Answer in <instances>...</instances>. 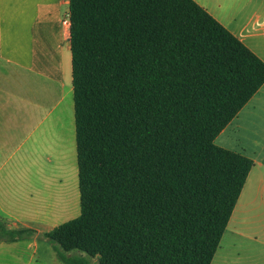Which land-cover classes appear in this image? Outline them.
Instances as JSON below:
<instances>
[{"label": "trees", "instance_id": "1", "mask_svg": "<svg viewBox=\"0 0 264 264\" xmlns=\"http://www.w3.org/2000/svg\"><path fill=\"white\" fill-rule=\"evenodd\" d=\"M69 17L81 212L44 237L64 264H212L255 165L215 139L264 62L194 0ZM35 234L0 218V242Z\"/></svg>", "mask_w": 264, "mask_h": 264}, {"label": "crops", "instance_id": "2", "mask_svg": "<svg viewBox=\"0 0 264 264\" xmlns=\"http://www.w3.org/2000/svg\"><path fill=\"white\" fill-rule=\"evenodd\" d=\"M194 1L264 62V0ZM69 6L70 0H0V218L11 229L36 231L28 239L0 242V264H57L53 255L38 251L39 241L48 242L44 234L59 224L56 211L62 217L78 205L77 167L58 183L46 172L68 149L77 155L70 26L64 24ZM54 122L67 131L69 143L58 151ZM215 144L255 164L227 230L232 223L264 224V85ZM58 192L65 197L60 210ZM232 234L264 245L256 233ZM232 247L236 251L220 252V245L212 264H247L241 243Z\"/></svg>", "mask_w": 264, "mask_h": 264}, {"label": "rangeland", "instance_id": "3", "mask_svg": "<svg viewBox=\"0 0 264 264\" xmlns=\"http://www.w3.org/2000/svg\"><path fill=\"white\" fill-rule=\"evenodd\" d=\"M69 104H70V100H69ZM54 124L55 125L52 128V131L54 132L53 134H54L55 139H56V141L54 143H56L58 145L57 147L54 146V149L56 151H58V150H60V148L63 149L64 143H65V145L67 144V146L69 143H68V140L64 137V134H66L67 131L62 129L60 123L54 122ZM64 131H65V133H64ZM69 133H70V135L72 134V132H69ZM71 141H72V138H71ZM47 165L48 164H46V166ZM40 166H42V165H40ZM76 167L78 169L77 155L75 156L73 150L69 151V149H68V154L61 161L56 163L54 166H50V165L47 166V170H46L47 178L49 179L50 176L55 175L56 176L55 183H58L59 177H61L63 175L65 176L71 170H73V172H74ZM42 170H43V168L40 169V172H42ZM42 176H43V174H42ZM55 183H54V185H56ZM41 188H42V178L40 180V189ZM57 188H58V185H56L54 189H57ZM58 193H57V195L59 196L58 199L62 200V204L61 205L56 204L57 205L56 208L60 210L61 208L64 207L63 205H64L65 197H64L63 193H61V192H58ZM60 193L62 194L61 196H60ZM41 195H42V192H41ZM47 195H48V193H47ZM41 198H42V196H41ZM73 210H74V212H72L68 215L65 214V216H62V217H60L59 212L56 211V213H58V215H59V216H57L59 218H56V220H55L56 223H59V224H55L56 227L65 223V222H68L71 219H75L76 217H78L80 215V212H81L80 196L78 199L77 208L75 206ZM74 215H76L75 218H73ZM51 225H53V224H49V226H51ZM260 226L263 228L264 224H234V223H232L224 235L223 241L221 243V249H220L221 251L220 252H224L225 250H227L229 248L231 249V251H233V250L236 251L234 249V247H232V246L236 245V243H239V244L241 243V246H243V250L246 253V255H245L246 262L245 263H247V264H264V245H261L260 243L254 242L250 239H247L245 241L238 239L237 237H235L232 234L233 231H237L239 233L240 232L246 233L247 237H249L250 235L254 236L257 234L259 236L256 235V237L257 238L259 237V239L261 241L260 237L261 236L264 237V234L260 233L262 231L261 230L262 228ZM235 228H237V229L235 230ZM20 245H18L17 247H19ZM24 245L25 244H23V246ZM23 246L21 245V247H23ZM38 251L39 252H46L49 255H53L55 257L57 264H62L61 261L57 257V254L55 251V246L50 241L44 242L43 239H41L39 241V250ZM27 252H29V251L27 250ZM94 262H96V261L93 260V263Z\"/></svg>", "mask_w": 264, "mask_h": 264}, {"label": "built area", "instance_id": "4", "mask_svg": "<svg viewBox=\"0 0 264 264\" xmlns=\"http://www.w3.org/2000/svg\"><path fill=\"white\" fill-rule=\"evenodd\" d=\"M64 24L70 26V17L69 15L64 19Z\"/></svg>", "mask_w": 264, "mask_h": 264}]
</instances>
